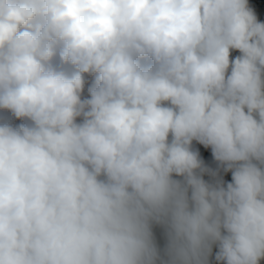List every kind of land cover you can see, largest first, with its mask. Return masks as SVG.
Here are the masks:
<instances>
[{
    "label": "clouds",
    "instance_id": "1",
    "mask_svg": "<svg viewBox=\"0 0 264 264\" xmlns=\"http://www.w3.org/2000/svg\"><path fill=\"white\" fill-rule=\"evenodd\" d=\"M258 14L264 0H0V109L25 121L0 122V264H209L213 246L261 264ZM193 141L231 182L202 178Z\"/></svg>",
    "mask_w": 264,
    "mask_h": 264
},
{
    "label": "trees",
    "instance_id": "2",
    "mask_svg": "<svg viewBox=\"0 0 264 264\" xmlns=\"http://www.w3.org/2000/svg\"><path fill=\"white\" fill-rule=\"evenodd\" d=\"M258 19L264 22V14H258ZM240 55L238 51H233L232 56L233 58L235 56ZM85 94L88 95L87 89H85ZM0 116H7L9 119H12L13 122H16L19 119H16L14 116H11L10 113L7 112V110L0 109ZM78 122L82 118H77ZM193 149L199 152L200 158L204 161L205 166L211 170V172H217V176L211 175V172H205L202 176V178L208 182V183H215L216 179H222L225 183V186L227 183L231 182V172H224L223 167L215 160V158L212 155V151L210 147L205 148L203 145L199 144L197 141H193ZM174 179L183 181V177L173 176ZM153 236L155 243L157 245V248L160 252L161 259L167 260L168 257L166 255V249H167V230L165 226L154 224L153 225ZM218 247L213 246L212 254L209 257V264H223V262H218L215 259V255L218 252ZM261 264H264V261L261 262Z\"/></svg>",
    "mask_w": 264,
    "mask_h": 264
},
{
    "label": "built area",
    "instance_id": "3",
    "mask_svg": "<svg viewBox=\"0 0 264 264\" xmlns=\"http://www.w3.org/2000/svg\"><path fill=\"white\" fill-rule=\"evenodd\" d=\"M86 78H87L88 83L86 84L85 89H87V87L90 86L91 81L93 79L92 77H88L87 74H86ZM87 97H88V95H86L84 92L82 94V98H87ZM4 118H5L4 116H0V122H3ZM9 120L14 126H18L22 123H25V121H23V120H17L16 122H13L12 119H9ZM167 244H168V242H167Z\"/></svg>",
    "mask_w": 264,
    "mask_h": 264
}]
</instances>
